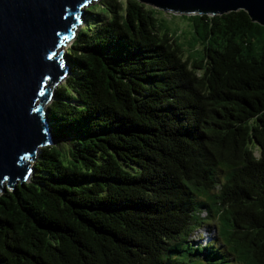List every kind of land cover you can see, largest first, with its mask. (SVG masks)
Listing matches in <instances>:
<instances>
[{"label": "trees", "instance_id": "1", "mask_svg": "<svg viewBox=\"0 0 264 264\" xmlns=\"http://www.w3.org/2000/svg\"><path fill=\"white\" fill-rule=\"evenodd\" d=\"M85 11L53 141L0 193V264H264V26L180 14L201 46L186 59L162 10Z\"/></svg>", "mask_w": 264, "mask_h": 264}, {"label": "water", "instance_id": "2", "mask_svg": "<svg viewBox=\"0 0 264 264\" xmlns=\"http://www.w3.org/2000/svg\"><path fill=\"white\" fill-rule=\"evenodd\" d=\"M93 0H0V193L27 182L53 141L46 105L70 73L65 51ZM173 14L242 9L264 26V0H138Z\"/></svg>", "mask_w": 264, "mask_h": 264}, {"label": "rangeland", "instance_id": "3", "mask_svg": "<svg viewBox=\"0 0 264 264\" xmlns=\"http://www.w3.org/2000/svg\"><path fill=\"white\" fill-rule=\"evenodd\" d=\"M97 2L98 0H93L89 5H94ZM87 6L84 7L85 10ZM171 14L173 13L163 11V13H161V17L167 20L165 23L169 27L170 34L182 46L181 48H182V54L184 58L190 59L191 54H193V50L200 49L201 46L199 44L198 45L196 44V46L194 45L195 42L192 40V37H191L192 36L191 24H189V20L187 18L178 16L179 14H175L177 16H171ZM87 16H88L87 13L83 14L81 24L79 25L80 27L81 25H83ZM71 40L68 41L65 45H62L60 47V50L65 51L66 48L71 44ZM61 83L62 82H60V84ZM47 105L45 107H47ZM212 233H213V230L203 227L201 229L196 230L193 233V236L191 239H193L194 242L205 244V242L209 240V236L212 235ZM228 262L229 264L234 263L233 260H229V259H228Z\"/></svg>", "mask_w": 264, "mask_h": 264}, {"label": "bare ground", "instance_id": "4", "mask_svg": "<svg viewBox=\"0 0 264 264\" xmlns=\"http://www.w3.org/2000/svg\"><path fill=\"white\" fill-rule=\"evenodd\" d=\"M65 44H66V43H65ZM65 44H62V45H65ZM62 45H61V46H62ZM61 46H60V47H61ZM60 47H59V49H58V50H60Z\"/></svg>", "mask_w": 264, "mask_h": 264}]
</instances>
